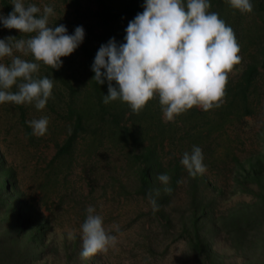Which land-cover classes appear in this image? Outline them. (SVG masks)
I'll return each mask as SVG.
<instances>
[{"label": "trees", "instance_id": "obj_1", "mask_svg": "<svg viewBox=\"0 0 264 264\" xmlns=\"http://www.w3.org/2000/svg\"><path fill=\"white\" fill-rule=\"evenodd\" d=\"M66 1L73 16L69 34L82 26L84 40L61 58L58 70L41 62L36 74L54 82L46 106L55 116L47 133L33 135L26 123L30 119L22 120L29 143L52 145L44 178L48 183L61 179L69 189L75 178L81 180L83 209L96 193L117 204L127 220H136L137 241L152 254L159 243L174 237L183 243L184 264H264V121L249 144L241 128L243 119L264 103L260 81L264 0H251L253 11L243 14L227 0H210L209 11L218 13L234 30L241 61L233 70L240 67L241 71L228 74L220 107L209 111L193 107L174 122L164 121L158 98L139 114L120 100L104 104L107 81L99 85L92 79L91 66L101 44L112 37L124 43L128 22L143 12L145 0ZM0 2L6 17L13 8L9 0ZM7 32L13 35L16 29ZM193 146L202 149L206 166L195 177L181 164L183 154L191 153ZM161 173L170 177L167 186L157 179ZM15 184L0 153V264H103L99 254L90 260L80 257L81 225L87 216L82 215L81 225L70 237L55 243L50 217L28 203ZM165 187L171 193H165ZM150 191L159 206L156 212L149 202ZM235 193L251 198L220 210L223 198ZM226 251L238 261L226 262Z\"/></svg>", "mask_w": 264, "mask_h": 264}, {"label": "clouds", "instance_id": "obj_2", "mask_svg": "<svg viewBox=\"0 0 264 264\" xmlns=\"http://www.w3.org/2000/svg\"><path fill=\"white\" fill-rule=\"evenodd\" d=\"M227 2L242 14L253 11L251 0ZM12 4V12L6 17L0 14V23L33 35L19 40L13 36L0 39V59L11 58L8 65L0 63V104H30L43 110L52 98L54 82L47 75H36L41 62L58 70L61 58L71 55L83 42L85 31L77 26L73 34H68L63 24L50 26L49 18L55 14L51 6L45 5L41 14L39 7L25 6L24 0H13ZM143 8L128 22L124 43L112 37L97 50L92 79L99 85L107 81L108 94L103 103L120 100L139 114L149 101L158 98L165 122H174L193 107L203 111L220 107L228 74L241 61L234 30L218 13L209 11L210 0H145ZM14 51L30 54L35 62L15 56ZM14 86L16 91H12ZM26 123L37 137L47 133V117ZM203 159L202 149L193 146L191 153L183 154L181 164L195 177L206 171ZM157 179L165 186L170 182L166 173L158 174ZM171 191L170 187L164 188L165 193ZM149 202L153 212L159 210L151 191ZM86 211L80 232V257L90 260L114 247L116 237L105 229L94 207Z\"/></svg>", "mask_w": 264, "mask_h": 264}, {"label": "rangeland", "instance_id": "obj_3", "mask_svg": "<svg viewBox=\"0 0 264 264\" xmlns=\"http://www.w3.org/2000/svg\"><path fill=\"white\" fill-rule=\"evenodd\" d=\"M9 1L13 8V0ZM66 2V0H24L25 6L35 4L39 7L41 14L45 5L53 7L55 14L49 18L50 26L55 27L63 24L69 34L70 29L73 28V16L71 14L72 8ZM0 14L5 16L1 2ZM18 33L20 32L16 29L13 35H8L7 28L0 23V39L13 36L14 39L19 40L27 39L30 35H33L23 33L19 35ZM13 54L30 61L28 56H24L20 52L14 51ZM0 63L8 65L11 63V58L4 57L0 59ZM240 71L241 68L238 67L232 73L236 74ZM260 81L264 87V71L261 74ZM12 91H16L15 86ZM261 97L263 98L262 102H264V95H261ZM53 114V109L47 106L43 110H37L34 105L30 104H0V153L7 167L12 170L16 181L15 185L22 192L23 198L28 203L35 205L42 215L50 217L51 223L55 225L52 235L54 241L61 244L66 235L70 237L71 233L81 225L82 215L87 216V209L82 208V199L79 195L81 180L75 178V182L70 189L67 188V185L61 183V179L55 182L49 181L48 183L44 176L47 173L46 162L53 153L52 145L50 146L43 141H38V144L29 143L22 125L23 117L26 120L47 117L49 122L53 123V117L55 116ZM263 121L264 103H260L252 114L243 119L241 128L246 133L247 144L253 142L254 134ZM250 198L251 196L246 193L229 194L227 198L226 196L223 198L219 209L223 210L226 206L237 201H249ZM108 204L110 202L101 199L98 193L95 194L93 202L84 204L86 208L89 206L95 208V214L103 218L105 229L116 237L115 246L111 247L106 254L98 255L100 262L103 264H184L180 256L183 249L181 241L173 237L164 243H159L160 246L155 253L148 252L145 245L137 241L136 220H127L126 216L118 210L117 204ZM226 257V262L238 261L229 251H226Z\"/></svg>", "mask_w": 264, "mask_h": 264}]
</instances>
